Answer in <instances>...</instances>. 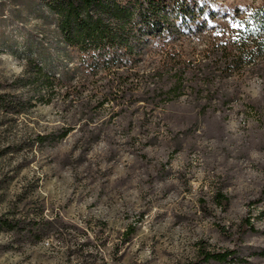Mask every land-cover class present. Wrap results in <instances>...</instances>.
Instances as JSON below:
<instances>
[{"label":"rangeland","instance_id":"rangeland-1","mask_svg":"<svg viewBox=\"0 0 264 264\" xmlns=\"http://www.w3.org/2000/svg\"><path fill=\"white\" fill-rule=\"evenodd\" d=\"M227 1L185 42L197 69L171 102L99 105L74 78L50 104H0V217L55 220L36 237L0 232V264H198L202 248L234 253L200 264H264V78L251 67L212 83V29L262 0ZM55 21L42 0H0V100L31 98L28 59L72 72Z\"/></svg>","mask_w":264,"mask_h":264},{"label":"trees","instance_id":"trees-1","mask_svg":"<svg viewBox=\"0 0 264 264\" xmlns=\"http://www.w3.org/2000/svg\"><path fill=\"white\" fill-rule=\"evenodd\" d=\"M42 1L56 17L61 40L58 48L67 53L74 69L67 75L56 76L48 72L43 63L28 59L20 79V88H27L31 98L11 102L0 100L2 105L18 106V113L27 109L32 100L50 104L60 94L55 90L57 85L74 78L79 80L75 89L79 86L92 87L91 91L99 99V105L106 100H114L119 104L138 101L141 100L140 94L157 96L168 102L179 98L186 82H192L197 69L193 59L188 58V55L194 57L197 51L194 46L188 48L185 42L192 41L198 32V21L212 19L216 22L218 13L212 9L228 2ZM227 9L223 15L226 25L216 23L212 29V83L216 72L224 77L246 72L251 67L264 78V0L247 8L228 6ZM233 24L239 27H233ZM201 31H204V27ZM167 81H171L169 87ZM150 82L154 83L152 89L147 87ZM74 91H66L63 98H69ZM215 91L219 92V89ZM76 94L82 95L83 90L80 89ZM46 139L47 135L36 138L37 142L42 143ZM216 201L222 208L229 204L226 196L220 193L216 195ZM38 219L39 223L26 226L22 219L0 217V232L15 235L25 232L36 237L47 232L55 221L46 218L44 210L35 214V220ZM233 253L231 250L215 253L202 248L199 261H225Z\"/></svg>","mask_w":264,"mask_h":264},{"label":"snow or ice","instance_id":"snow-or-ice-1","mask_svg":"<svg viewBox=\"0 0 264 264\" xmlns=\"http://www.w3.org/2000/svg\"><path fill=\"white\" fill-rule=\"evenodd\" d=\"M232 26H233V27H237V28L239 27V25H238V24H233Z\"/></svg>","mask_w":264,"mask_h":264}]
</instances>
